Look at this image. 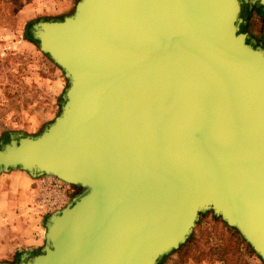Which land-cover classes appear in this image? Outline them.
<instances>
[{
  "label": "water",
  "instance_id": "1",
  "mask_svg": "<svg viewBox=\"0 0 264 264\" xmlns=\"http://www.w3.org/2000/svg\"><path fill=\"white\" fill-rule=\"evenodd\" d=\"M246 6L77 0L28 24L67 87L39 133L0 142V174L81 191L18 264H160L208 211L264 262V39L241 31Z\"/></svg>",
  "mask_w": 264,
  "mask_h": 264
},
{
  "label": "rangeland",
  "instance_id": "2",
  "mask_svg": "<svg viewBox=\"0 0 264 264\" xmlns=\"http://www.w3.org/2000/svg\"><path fill=\"white\" fill-rule=\"evenodd\" d=\"M56 6V0H0V142L9 133H39L60 111L67 80L28 39V24L52 17L47 11ZM243 19L241 31L262 45L264 13L244 10ZM46 178L20 170L0 174V264H18L20 255L38 252L48 217L81 191L66 184V203L40 210L39 188ZM230 228L210 211L201 214L185 243L160 264H264Z\"/></svg>",
  "mask_w": 264,
  "mask_h": 264
},
{
  "label": "built area",
  "instance_id": "3",
  "mask_svg": "<svg viewBox=\"0 0 264 264\" xmlns=\"http://www.w3.org/2000/svg\"><path fill=\"white\" fill-rule=\"evenodd\" d=\"M40 184V199L38 202L40 210L54 211L66 203V183L53 177H47L46 179H42Z\"/></svg>",
  "mask_w": 264,
  "mask_h": 264
},
{
  "label": "crops",
  "instance_id": "4",
  "mask_svg": "<svg viewBox=\"0 0 264 264\" xmlns=\"http://www.w3.org/2000/svg\"><path fill=\"white\" fill-rule=\"evenodd\" d=\"M56 1H57L56 8H52V9L49 8L47 11L48 16H52V17H46L45 19H55L66 16L73 11L74 6L76 4L75 0H56Z\"/></svg>",
  "mask_w": 264,
  "mask_h": 264
},
{
  "label": "flooded vegetation",
  "instance_id": "5",
  "mask_svg": "<svg viewBox=\"0 0 264 264\" xmlns=\"http://www.w3.org/2000/svg\"><path fill=\"white\" fill-rule=\"evenodd\" d=\"M243 1L247 4L245 11H246V10H247V11H250V12H252V11H257V12L260 13V14L263 13V11H262L261 8L255 6V5L252 3V0H243Z\"/></svg>",
  "mask_w": 264,
  "mask_h": 264
},
{
  "label": "trees",
  "instance_id": "6",
  "mask_svg": "<svg viewBox=\"0 0 264 264\" xmlns=\"http://www.w3.org/2000/svg\"><path fill=\"white\" fill-rule=\"evenodd\" d=\"M230 229H231V228H230ZM233 235H234V237H235V236H236V237L238 236V233L236 232V230H234ZM237 239L240 240L239 237H238ZM236 242H237V244L239 243V241H237V240H236ZM33 253H34V252H33ZM22 256H23V255H20V257H22ZM164 258H165V257H164ZM164 258H163V259H164ZM20 259H21V258H20ZM163 259H162V260H163Z\"/></svg>",
  "mask_w": 264,
  "mask_h": 264
}]
</instances>
